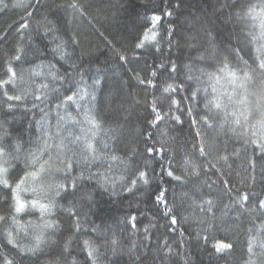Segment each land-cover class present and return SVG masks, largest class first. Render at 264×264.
<instances>
[{"label":"trees","instance_id":"obj_1","mask_svg":"<svg viewBox=\"0 0 264 264\" xmlns=\"http://www.w3.org/2000/svg\"><path fill=\"white\" fill-rule=\"evenodd\" d=\"M15 0H6L10 6L3 12H0V79L7 80L6 70L9 66L8 61L17 54L16 49L23 51L20 61L12 60L11 66L17 73L15 90L8 86V94H23L24 98L20 101H8L3 94L4 89H0V144L6 149L14 148L20 144L22 151L20 158L15 163L11 177L15 180L23 175L25 167V156L29 152H36L42 145V142L48 136H54L57 131V109L56 101L51 105L52 111L45 118L39 108L33 107L34 95L48 91L50 95H55L51 90L57 87L59 82H53L48 76L49 64H55L60 73L64 71L73 72L64 61H59L54 57L52 49L60 39L67 40L68 35L76 33L80 45L75 49L73 60L77 64H82V70L86 73L85 80L88 84L92 83L90 79L96 75L99 69V76L103 80V91L98 92L97 111L94 112L97 119L101 121L102 128L93 141L100 147L101 141H107L112 145L107 151L110 154L119 155L127 158L132 155V149L139 147L140 153H143V138L139 132H153L156 147H163L166 152L164 155V168H168L169 153L174 156L172 166L176 175L183 176L187 184H180L166 175L163 180L160 179V154H156V163L148 165L150 169L156 168V181L160 188L166 189V197L169 205H175V215L179 220V225L165 227L170 224V217L165 219L162 216L164 205L154 204V191L157 184L153 183L151 188H141L134 195L121 191L117 186V195L112 196L103 191L97 185L95 180H85L84 187L94 190V200L90 207L85 206L81 209V215L87 214L89 225L95 224L101 226L106 231L104 240H96V234H82L78 238L71 231V220L64 213L63 209L57 208L54 217L59 222L60 227L53 232L46 230L45 242L42 244L43 255L17 256L12 246L0 238V251L6 252L9 257H15L16 264H72L73 258L83 264L85 254L81 252L83 240L90 239L99 245L100 264H109L115 260L116 264H132L129 250L133 243L139 244L146 240L145 227H148L149 237L146 243L141 245L139 251L147 252L148 258L144 264H161V259L165 264H264V209L259 208V202L264 201V176L260 174V169L255 157L259 155L258 151L253 154V145L249 142L245 146L244 133H248V139L251 140L249 127L246 125L236 129V134L231 130L230 123L223 122V115L215 111L209 113V125H201L200 132L203 136L206 146H211L208 160H202L198 154L192 152L191 142L196 129L190 127L187 116L183 117V126L174 124L170 120H165L158 128H149L146 118L152 117L145 107V102L149 104L155 99L160 107L167 110L169 100L166 94L162 92V87L167 83H175L167 73L163 74L158 81L159 87L153 95V90L145 85H140L136 79L137 74L147 78L151 71L153 61H159L160 57L145 54L139 59L133 58L134 45L137 38L142 34L145 28L151 27L149 17L153 14L161 15L162 19L157 24V30L164 37L163 56L171 53V59L179 66L176 73L178 80H184L187 69L185 63H191L194 75H199V68H206L207 71H214L215 65L210 58L211 49L206 42V33L204 29L212 27L219 30L221 38L227 33L233 31V23L225 27L222 22L215 17L211 18L212 5L216 0H39L36 6V0H30L34 7L28 11L33 15L29 17L22 8H15L11 5ZM75 2L84 10V16L78 11H74L70 5ZM247 6L249 3H256L258 0H241ZM179 4V7H175ZM172 11V16L164 15L165 11ZM227 12V10H226ZM29 24L27 29H19L21 22ZM59 22L60 31L54 34H47L49 22ZM8 25H13L11 29ZM175 29L173 42L181 40V47L173 46L169 49L167 44V33L169 28ZM250 24H236L234 31L240 34L244 43L252 49L253 55L259 43L264 41L252 42L247 33L251 31ZM260 29L255 28V34L259 36ZM6 37V38H4ZM196 37V40H192ZM185 41L191 43H201L208 49L206 53V63L200 61H189L186 58L196 56L195 52H190L184 46ZM235 43V38L233 37ZM114 46V47H113ZM68 51H72L69 46ZM139 50H137L138 52ZM118 52H126L129 59L125 63L119 59ZM82 60L77 59L81 57ZM251 63V61H250ZM39 65V67H37ZM252 67H255L253 65ZM40 72L41 75H35ZM59 74V73H58ZM202 80L206 77H201ZM79 76H74V81H78ZM47 83L49 88L39 89V85ZM192 88L197 85L195 81H189ZM187 86V85H186ZM248 99L253 115L249 118V124L253 125L259 118L255 107V96L251 93H257L264 87L257 74L252 82L248 84ZM224 88L231 90L230 86L225 84ZM39 89V90H38ZM210 91V89H209ZM181 96L187 93H181ZM114 98L123 99V107L116 110ZM199 102L193 101L192 107L200 114L203 113L205 93L201 91L198 97ZM112 103H109V102ZM139 101V103H136ZM9 104L12 107H9ZM187 100L183 101L182 106H188ZM174 107V106H173ZM61 116L66 117L64 108L59 110ZM68 112L75 115V109L69 108ZM177 113L173 112V115ZM127 117V119H125ZM83 120V115L77 117ZM243 124V121H242ZM123 125V129L118 126ZM87 125H75L67 120L60 122L63 129L61 135L67 136L69 130L76 135H80V127ZM112 130L111 132L109 130ZM118 137V139H116ZM51 143V140L49 141ZM153 141H149V144ZM70 147H73L70 145ZM247 147V151L244 149ZM115 149L113 152L112 149ZM239 152V156L233 155V150ZM229 156L231 169L223 162V156ZM47 157H45L46 159ZM190 160L192 164L201 168V175L196 178L192 175L189 168L185 174V160ZM146 158L137 154L130 161L133 166H138L141 170L145 168ZM256 163V167L252 165ZM111 164L112 175H124L128 177V172L119 161L105 160L97 162L92 170L97 168L104 171ZM210 164H218L224 169L225 176L229 179L231 187L226 190L225 185L220 183V173L213 175L208 169ZM78 174L77 172L73 173ZM87 176V173H85ZM207 175L209 181H215L211 189L204 183ZM254 177V178H253ZM62 179V174L55 177ZM193 185H199L204 193V197L210 198L214 202V215L208 213L205 215L199 207H193L190 199L185 197V192L192 194ZM158 194V193H156ZM5 194L0 193V215H8L11 204L10 194L8 199L2 198ZM249 199L242 201V197ZM25 199H32L31 194H27ZM72 199L66 197L65 201ZM200 203L198 199V204ZM230 206V207H226ZM236 211L231 209L237 207ZM135 215L137 225L134 230L130 223H126V217ZM21 223L27 226L28 221L39 223V212L29 210L20 214L18 217ZM173 229H176L173 231ZM3 228H0V232ZM38 230L31 227L25 232L19 233V243L22 245H31L34 241V235ZM197 235L200 236L199 241ZM205 237H215L216 239L205 240ZM71 238V244L68 252H64L65 243ZM115 238L119 243L115 248L116 256H113V246L111 240ZM216 240H222L233 244V249L224 254L215 253L212 245ZM252 242V252L248 251L249 242ZM165 242L171 248L169 255L168 248L164 247ZM137 253H133L135 255Z\"/></svg>","mask_w":264,"mask_h":264},{"label":"snow or ice","instance_id":"obj_2","mask_svg":"<svg viewBox=\"0 0 264 264\" xmlns=\"http://www.w3.org/2000/svg\"><path fill=\"white\" fill-rule=\"evenodd\" d=\"M39 5V0H36V6ZM10 5L6 3V0H0V12L5 11ZM15 8H22L29 17L33 15L28 9L34 7L30 0H15L11 5ZM70 7L74 11H78L81 16H84V10L73 2ZM175 7H179L176 4ZM212 13L210 14L209 23L211 24V18L215 17L220 20L222 24L227 27L230 23H233V31L227 32L222 38L220 31L214 30L209 27L204 29L206 33V42L211 49L209 56L213 60L215 68L214 71H207L206 68H199V75H194L191 63H185L183 66L187 69L184 80H178L176 73L179 71V66L175 61L171 59V53L168 56H163L164 37L161 36L157 30V24L162 19L161 15L153 14L149 17L151 21V27L145 28L142 34L137 38V42L133 49V58L139 59L140 56L145 54H151L160 57L159 61H153L151 71L148 77L145 78L137 74L136 79L140 85H145L153 90V95L156 89L159 87L158 81L161 80L163 74L167 73L169 77L175 83H167L162 87V92L167 95L169 105L167 110L160 107L158 102L153 99L149 104L145 102V107L149 111V115L152 117L150 120L146 118V123L149 128H158L161 123L166 119L170 120L174 124L183 126V117L187 116L190 127L196 129L191 142L192 152L199 155L202 160L207 161L211 146H206L203 136L200 132L201 125H209V113L215 111L218 114L223 115V122L230 123L231 130L236 134V129L244 126H248L251 134V140L248 139V133H244L245 146L250 142L253 147V154L258 151L259 155L255 157L258 163L260 174L264 176V87L257 93H251L255 96V107L259 118L253 125L249 124V118L253 115L250 108V101L248 99V84L252 82L254 77L258 74L260 79L264 81V42L259 43L255 50V55L252 53V49L248 44L244 43L240 34L234 31L236 24L243 23L245 25H251V31L247 33V36L251 38L252 42L264 41V0H258L256 3H249L245 6L241 0H216L212 5ZM227 10V12H226ZM164 15L172 16V11L166 10ZM259 27V36L255 34V28ZM13 25H8L11 29ZM29 24L21 22L19 29H27ZM59 22H49V28L47 34H54L59 32ZM175 35V29L169 28L167 33V44L169 49L173 46L176 48L181 47V40L177 39L173 42L172 37ZM235 38V43L233 42ZM6 38V37H4ZM60 40L56 44V47L52 49L54 57H58L59 61H64L68 64V67L73 69V72L64 71L60 73V69L55 64H49L48 76L52 81L59 82L57 87H54L51 91L55 95H50L48 91L41 93L40 95H34L33 107L39 108L40 112L47 118L51 111V105L53 101H56L55 107L57 109V131L54 136H48L42 142V145L36 152H29L25 156V167L23 169V175L18 176L15 180L12 179L11 173L15 168L16 161L20 158V152L22 151L21 145L17 144L14 148L6 149L0 144V193L5 195L2 197L8 199L10 194V208L8 215H0V228L3 231L0 232V238L7 242V245L12 246L17 256L23 257V255L37 256L43 255L42 244L45 242L46 230H52L55 232L60 227L59 222L52 219L55 215L57 208L63 209L64 213L71 220V231L75 237H79L82 234H96V240H104L106 231L94 223L89 225L87 214L81 215V209L85 206L91 205L94 200V190L84 187V181L95 180L96 185L110 195H117V186L119 185L121 191L127 192L129 195H134L139 192L141 188H151L153 183L157 184V188L154 191V204L159 206L164 205L162 216L165 219L170 217V224L165 227H171L179 225V220L175 215V205H169L166 197V189L160 188L159 182L156 181V168L150 169L149 174L148 165L156 163V154H160V179L166 175L170 179H174L180 184H187V180L183 176L176 175L172 166V160L174 156L169 153L168 168H164L163 160L166 150L161 147H156L154 141V133H145L143 130L139 132V135L143 138L145 135L147 139H142L144 144L143 153H140L139 147L132 149V155L127 158L110 154L107 150L112 147L107 141H101L100 147H98L93 141L99 134L102 123L97 119L94 112L97 111L96 104L98 103V92L103 91V80L99 76L100 70H96V75L92 76L91 84H88L85 80L86 73L82 70V64H77L73 60L75 55V49L79 47L80 40L76 33L68 35L67 40L55 37ZM192 40H196V37H192ZM72 48V51H68V47ZM184 46L190 52H195L196 56H189L186 59L189 61H200L206 63V53L208 49L204 48L201 43H191L185 41ZM114 47V46H113ZM137 50H139L137 52ZM23 50L16 49L17 54L12 57V60L20 61L21 55L19 54ZM119 59L125 63L129 57L126 52H118ZM77 59L82 60L81 57ZM12 60L8 61V68L6 74L7 80L0 79V89H4V95L8 101H20L24 98L23 94L9 95L8 86H12L15 90L17 73L11 66ZM251 61V63H250ZM255 65V67H252ZM39 67V65L37 66ZM59 73V74H58ZM35 75H41L40 72H35ZM79 76L78 81H74V76ZM201 77H206L202 80ZM189 81H195L196 87L192 88ZM230 86L231 90L224 88V85ZM187 85V86H186ZM49 85L42 83L39 85V89L47 90ZM38 89V90H39ZM210 89V91H209ZM203 91L205 93L204 114H200L191 105L193 101L199 102V93ZM187 93V95L181 96V93ZM189 102L188 106H182L183 101ZM116 110L119 111L123 107L122 98H114ZM109 103H112L111 101ZM139 103V101H136ZM174 106V107H173ZM9 107H12L9 104ZM64 108L67 120L71 121L75 125H87V127H80V135H76L71 130L68 131L67 136L61 135L60 122L66 119L65 116H61L59 110ZM69 108L75 109V115L68 112ZM173 112L177 113L173 115ZM83 115V120L77 119V117ZM127 119V117H125ZM243 121V124H242ZM123 125H119V129H123ZM112 131L111 129L109 130ZM118 139V137H116ZM51 140V143L49 142ZM149 141L153 143L149 144ZM72 145L73 147H70ZM115 152V149H112ZM244 151H247L245 147ZM137 154L143 155L145 160V168L141 170L138 166H133L130 161L134 159ZM234 156H239V152L233 150ZM45 157H47L45 159ZM225 165H228L229 171L231 165L229 163V156L222 157ZM105 160L119 161L125 171L128 172V177L124 175L113 176L111 164L104 171L100 168L94 172L93 166L97 162H103ZM185 174L188 169H191L192 175L199 178L201 175V168L198 165L192 164L190 160L184 161ZM256 167V163L252 165ZM74 175L73 173L77 172ZM208 169L216 175L220 173V183L225 185L226 190L231 187L229 179L224 174V169L218 164H210ZM87 173V176L85 175ZM58 174H62V179L57 180L55 177ZM204 183L211 189L215 181H209L207 175ZM254 178V177H253ZM31 194L32 199H25L27 194ZM158 193V194H156ZM185 197L191 200L193 207H199L200 211L205 215L212 213L214 215V202L209 197L205 198L204 193L199 185H193L192 194L185 192ZM71 196L72 199L67 200L66 204L61 203L65 201L66 197ZM198 199L200 203L198 204ZM249 199L247 196L242 197V201ZM230 207V206H226ZM237 207L232 208V211H236ZM259 208L264 209V201L259 202ZM39 212V223L27 222V226L21 223L18 218L20 214L27 211ZM126 223H130L131 228L136 230L137 217L131 215L126 217ZM31 227L38 230V234L34 235V243L31 245H22L19 243L18 237L20 232L27 234V228ZM176 229H173L175 231ZM146 240L149 237L148 227H145ZM200 236L197 235L199 241ZM205 240L216 239L215 237H205ZM146 240L140 241L139 244L133 243L129 250L132 264H144L148 258L147 252H140L141 245L146 243ZM71 238L65 243L64 252L67 253L71 244ZM83 247L81 252L85 254V260L83 264H100V251L99 245L90 239L83 240ZM118 241L113 238L111 244L113 246V256H116L115 248L118 246ZM5 245H0V248ZM165 248H168L169 255L171 248L165 242ZM215 253L224 254L225 252L233 249V244L224 242L222 240H216V243L212 245ZM264 248V244H262ZM249 252H252V242H249ZM133 253H137L132 255ZM161 259V264H165V260ZM0 264H16L15 257H9L6 252L0 251ZM51 264V261L48 262ZM72 264H81L80 261L73 258ZM109 264H116L115 260L109 262Z\"/></svg>","mask_w":264,"mask_h":264}]
</instances>
